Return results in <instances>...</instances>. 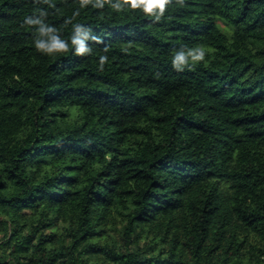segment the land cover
I'll return each instance as SVG.
<instances>
[{"label":"trees","instance_id":"16d2710c","mask_svg":"<svg viewBox=\"0 0 264 264\" xmlns=\"http://www.w3.org/2000/svg\"><path fill=\"white\" fill-rule=\"evenodd\" d=\"M0 264H264V0H0Z\"/></svg>","mask_w":264,"mask_h":264},{"label":"clouds","instance_id":"9594fccd","mask_svg":"<svg viewBox=\"0 0 264 264\" xmlns=\"http://www.w3.org/2000/svg\"><path fill=\"white\" fill-rule=\"evenodd\" d=\"M146 4L147 7H160L163 8V6L167 3V0H142ZM44 45L42 43H38L37 47H43ZM63 45L54 44L53 47H62ZM202 58V56L200 57ZM177 62H184L183 56H178L175 61H173V64L175 65Z\"/></svg>","mask_w":264,"mask_h":264}]
</instances>
